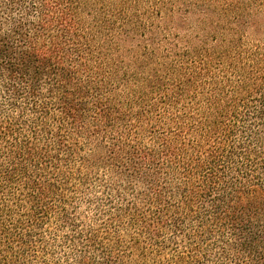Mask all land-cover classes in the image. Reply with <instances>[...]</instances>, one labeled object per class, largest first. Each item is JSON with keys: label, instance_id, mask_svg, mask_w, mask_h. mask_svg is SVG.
<instances>
[{"label": "trees", "instance_id": "trees-1", "mask_svg": "<svg viewBox=\"0 0 264 264\" xmlns=\"http://www.w3.org/2000/svg\"><path fill=\"white\" fill-rule=\"evenodd\" d=\"M138 5L0 0V264H264V0Z\"/></svg>", "mask_w": 264, "mask_h": 264}, {"label": "rangeland", "instance_id": "rangeland-1", "mask_svg": "<svg viewBox=\"0 0 264 264\" xmlns=\"http://www.w3.org/2000/svg\"><path fill=\"white\" fill-rule=\"evenodd\" d=\"M137 6L133 20L140 22L141 29L146 33V40L166 49L184 48L188 41L196 42L205 32L201 26L207 16L206 12L194 10L190 0H167L171 12H156L154 0H130ZM209 1V0H205ZM170 13V14H169Z\"/></svg>", "mask_w": 264, "mask_h": 264}]
</instances>
